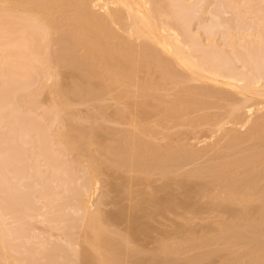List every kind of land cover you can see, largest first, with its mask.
<instances>
[{
    "label": "rangeland",
    "instance_id": "1",
    "mask_svg": "<svg viewBox=\"0 0 264 264\" xmlns=\"http://www.w3.org/2000/svg\"><path fill=\"white\" fill-rule=\"evenodd\" d=\"M218 1L219 0H202V1L201 0H181V1H178L179 3H182V4H179L178 6H180V7L182 6L183 9L185 8L184 11L181 10V12L182 11L184 12V14L182 13L181 16L184 17V19L186 20L185 26H186L187 33L190 31L189 34H191L193 36V38H191V40L195 41L196 45H198V46L201 45L200 48L205 49L208 52L207 53L206 51H203L201 49L200 52H202L203 56L207 55V57L209 56L211 58H214V57L219 55L220 51H218V54H217V50H216V53H215V49L219 48L222 53L220 52L221 57L218 56V58H223V59H226V60L229 59V61H231V58L234 59V56L231 53L232 52L231 51V49H232L231 45L233 44L231 42H235V44L238 43L240 47H242V45L244 46L245 43L250 44L251 47L255 44L256 47H255V45L253 46L255 49H253V48L250 49L249 48L250 50L253 51V53H257V55H254V56L251 53V55L253 56L252 57V61H254L255 56L257 58V59H255L257 61H254V63L250 62L249 59L248 60H249L250 63H248L247 57L246 58L244 57L245 56L244 53L246 51H248V50L244 51L243 48L245 46L242 47V49H239L240 47L238 48V46H237L238 44L237 45L233 44V45L237 49H239V50H237L234 47L235 50H236V54H237V52H239V54H244V56L243 55L241 56V59H243L242 62L245 61L249 65L252 63L251 66L253 64L257 63L256 64L257 66H255V65L252 66L253 69L256 68V71H258V69L261 68L260 71L261 72H262V70L264 71V69H263L264 68V64H263L264 61H263V59L262 60L260 59V58H263L261 56L264 55V16H263L264 11H261L262 13L261 14H257V15H255V14L256 13H260V12L259 11L257 12L256 9L252 10V11H255V13H253L251 10L250 11L252 13L250 11L248 12V8H247V11H246L245 9H246L247 6L245 7V4H246L245 2H248V0H246V1L245 0H224L225 2L223 0L222 1L220 0L219 4H218ZM8 2H9V0H0V10L3 8L1 10V12H0L1 13L0 14V37L4 36V37H2L4 40L6 39L7 35H5L2 31L5 32L6 30L7 31L9 30V33H11V32L15 33L17 31V29L19 31V28H17V26H16L17 29L15 28L14 23H15L16 20L18 22H19V20L21 21L20 18L27 15V14L22 12L24 10L23 8H22L23 10L21 8H17V9L14 10L13 9L14 7H11V6L10 7L14 11L7 13L8 9H9V8L7 9ZM171 2H172L171 0H169V1L168 0H161V3L163 4V6L165 8H169V10H171L172 5H173V2L172 3ZM254 2H255V0L253 1V3ZM227 3H229V4H227ZM10 4H12V3H10ZM255 4H256L255 6H258L259 8H262L264 10V0H258V1L256 0ZM241 5H243V6H241ZM247 5H248V3H247ZM242 8H243V10H242ZM255 8H257V7H255ZM6 9H7V11H6ZM26 13H29V11H27ZM31 13L32 12H30L29 14H31ZM37 14L36 13L32 14V16H34V19H35V16H37ZM258 15H260V16H258ZM181 16L180 17L179 16H175L173 18V20L171 18V21H173V23L181 22V20H182ZM56 18H58V14L53 19L56 20ZM38 19H39V17H38ZM38 19H35L34 21L38 22L37 21ZM42 19L43 20H41V19L40 20L44 21V17ZM24 20H26V21H24ZM28 20L29 19H25L24 18V19H22L21 22H22V24L24 22V24L26 26H27L26 23H28L29 25L27 27H29L28 28L29 30H32L33 27H34V29L38 30V31H36L35 35L37 34V32H40L39 34H40V36H42L41 37L42 38V43L41 44L46 43V41L48 39H50V38H52V40L54 38V40H55L58 37H60V38L62 36L64 37L63 31L65 29H68L67 28V25H68L67 21L64 18L65 21H64V23L62 22L64 25L60 24L61 27L53 25L54 26V28H53L54 30L53 29H52L53 31L49 30L50 33L52 32L51 34L48 33V32L43 34L44 32L41 31V29L44 27L43 22L40 23V20H39V23L41 25L38 23L39 26L38 25L36 26V24H37L36 22H35L36 24L35 23H31V22H33L32 19H30L31 21L30 20L28 21ZM182 21H184V20H182ZM68 23H70V22L68 21ZM31 25H33V26L30 28ZM40 26H42V28ZM12 27H14V29H12ZM23 27H25V26H23ZM114 28L120 34L121 37H124V35L127 34L124 31L122 32V30H120V32H121L120 33L117 30L118 28L116 29V25L114 26ZM28 29H27V31H28ZM227 31L229 32L230 35L234 33L233 35H231V38L229 37L231 39V41H228L229 38L227 36H230V35L228 34ZM230 31H231V33H230ZM41 32H43V33L41 34ZM225 32H226L227 35L225 34ZM7 33L8 32H6V34ZM28 33H30V32H28ZM124 33H126V34H124ZM242 33L244 34V37H247L246 40H244V37H243ZM17 34H14V35L18 36ZM32 34H33V31H32ZM39 34H38V36H39ZM46 34L50 35L48 37V39L43 36V35H46ZM247 34H250V35H247ZM11 35H13V33ZM21 35H22V33H21ZM26 35H27V32H26ZM9 36H10V34H9ZM9 36H8V40H9ZM24 36H25V34H24ZM233 36H234V38H233V41H232V37ZM30 38H31V40H30ZM257 38L262 39V40H260L262 42L260 43L259 39H257ZM12 39H13V37H12ZM26 39H28L27 36H26ZM32 39H39V38L38 37H34V34H33V37H29L28 40L32 41ZM239 39H241V40H239ZM4 40H2V41L0 40L1 41L0 42V46L2 45L3 48H4L3 49L2 47H0V55H1L0 56V60L2 58H6V56L9 57V55H10V58H12L13 56L16 57L21 52V50L23 48V47H21L20 43H22V42L24 43V41H26L25 38H24V39H22L23 40L22 42L18 43L20 45V47H19L20 51L17 50V51H19V52H17L15 50L19 49V48H18V46H14L16 44V43H14V40L10 41V42H12L11 44H13V45L8 43L9 47L4 45V44L7 43V41H6L7 39L5 40L6 43L3 42ZM19 40L21 41V39H19ZM39 40H36V42L37 41L39 42ZM52 40H50V41H52ZM57 40L60 41L61 39H57ZM57 40H55L54 43H52V42H50V43L55 44L54 46H57L56 45V43H58V42H56ZM134 41L136 42L137 39H134L132 41L133 44H135ZM227 41L231 43L230 46H229L230 43H227ZM240 41L241 42L243 41V43L241 44ZM250 41H253L254 44L251 45L252 42H250ZM2 42H3V44H2ZM15 42H16V40H15ZM138 42H136V44H135L136 47L135 48H137V47L140 48L141 45L144 43L142 41V44L139 43L140 46H138L139 45ZM255 42H257V43H255ZM26 43H29V42H25V44ZM28 45L30 46V44H28ZM38 45H40V42H39ZM48 45H49V43H48ZM257 45H259V47H257ZM23 46H24V44H23ZM45 46H46L47 49H49V48H50V50L52 49L51 46H49V48L47 47V45H44V47ZM198 46H196V47H198ZM246 46H247V48L250 47L249 45H246ZM5 47H7V48H5ZM31 47H32V49H30V51L33 50V47L36 48L34 45L31 46ZM58 47H60V46L58 45L57 47H54V48H56V50H57ZM8 48H9V50H11V53L8 50ZM29 48L30 47H28L27 49H29ZM200 48L198 47V49H200ZM5 49H7L9 51V53L7 51L3 52V50H5ZM36 49L38 50V48H36ZM36 49H35V51H33L34 53L37 51ZM23 50H24V48H23ZM42 50H43V48L41 50H38V51L39 52L41 51V55H43L45 53L46 56H47L46 52L50 51V50H46V52H43ZM53 50H55V49H52L51 52H53ZM235 50H233V51L235 52ZM25 51H24V53H25ZM30 51H28V52H30ZM85 51L86 50H85V48L83 46H78L76 48V53L77 54L83 55L85 53ZM252 51H250V52H252ZM31 52L29 53V55L32 56L33 52L32 53ZM39 52H36L35 54H37ZM42 52H43V54H42ZM51 52H48V53H51ZM3 53L6 54V56L3 55ZM24 53H22V55H20V56H22V58H23V54ZM239 54L237 56H239ZM27 55H28V53H27ZM39 55L40 54H38V56ZM41 55H40V59H43ZM20 56H19V59L13 57V59H11L12 60L11 62L8 61L10 58L9 59L6 58L7 62H10L9 64L7 63L6 65L10 66V64H11L12 66H15V68H14L15 71L12 70V68H11V70L14 71L15 73L14 74L11 73L10 76L8 75L9 73L8 74L6 73V75H5V71L4 70H6L8 67L7 66H6V68L3 67V65L1 64L2 63V60H1L0 66L2 65L3 69L4 68L5 69L3 70V69H1L2 67L0 68L2 73L4 72V74H0V86H1V84H2V86H5L6 84L7 85L9 84L10 87L12 88V89L11 88L10 89L14 90V91H15V89L19 90V88H20V90H19L20 95L25 94L24 96H26V93H28L30 91H31L30 95H36V93H34V94L32 93V92H34L32 90L35 89V92H37L36 88L39 85V81L40 82H42V81L44 82V84L46 86L45 87L46 89H42L41 91L39 90L37 92V95L35 97L33 96L34 98L33 97L31 98V100L32 99L36 100L35 104L33 103L34 100L31 101V103L33 105L28 102L30 100V96H29V99L24 98V96H23V99H21V100H24V99L28 100L26 102H28V104H30L31 106H29V105L27 106L25 104V100H24V105H23V103H20L21 100L19 101V99L16 98V97L19 96V93L17 94V92H16V94H17L16 97H14L15 95L13 94L14 95L13 97L16 98L19 101V102L17 101L18 104L20 103V105L17 104L19 107L16 105V107H18L17 111H19V113H17V115L20 114V112H21V115H22V112L27 114L28 116L30 115L29 117L28 116H26V117H27V119L29 118L28 120H30L29 122L31 124L32 123L31 122L32 119H34V121L37 120V119L39 120L40 118L43 119V116H45V115L42 116V114H44V111L46 112V110L54 107V106H52V104L54 102L53 100L56 98V100L58 101V99L60 100V98H61L60 96H63V95H61V93H59V91L62 90V88L66 89V86H70L68 84L71 83V81H72V79L69 76L70 73H72L71 63H70V62H72L71 61L72 57L68 56V61L67 62L65 61V63L63 65H61V66H60V63H59V65H58L59 67L56 66L57 69L58 68H60V69H58L59 71H57V72L55 71V72L57 74L59 72L60 75L62 74L61 76L55 74V72H54L55 68L54 67L53 68L50 67L51 70H50V68H49L48 71L46 70L47 72H49V71L52 72L53 71L54 74L57 75L56 77H59L60 79H62L60 81L63 82V85H64V83H65V85L67 84L66 86L64 85V87H62L61 89L59 87V86H61V83L60 84L59 83L56 84V85H58L57 86L59 88L58 89L57 87L56 88L54 87V86H56L54 83H57L59 81H56L58 78L56 79V78L51 76V75H54L53 72L50 73L51 75L49 74V76H51V77H48V78H47L48 75L46 76V72L44 73L45 75H43L42 73H41L42 76H40L41 74L39 75L41 68H39V73L35 72V74L32 73L30 75L31 71L28 72L29 66L30 67L34 66L36 68L37 65H35V64H39V63L42 64L41 61H43V60H40V62L38 60L39 63L38 62H33L36 59L35 58L36 56L35 57L34 56L33 57L29 56V57L32 58V60H31L32 62H30V60H29L30 58H26V55L24 56L25 58H23V59ZM212 56H214V57H212ZM43 57H45V55H43ZM37 58H39V57H37ZM258 58H259V60H258ZM16 59H17V61H16ZM25 59H27V61L29 60V62L24 61ZM135 60L139 61L138 62L139 63V67L135 71V74L137 76L138 84H143L144 80H146L148 82L150 81L152 83V86L150 88V92H151L150 94H154L153 97L156 98V99H152L150 101V99H151L150 98L148 100L149 101L148 103H151V104H144V106H143V104H141L142 105L141 106L139 104L140 103L139 101H141L142 98L145 97L144 92L139 90V92L137 93L136 92L137 86L133 85V84H130V82L126 81V79H124L125 81L117 82V83H114V84H109L110 83V79H108L107 77L103 78V79H99V77H96V78L93 77L92 78V77H89L87 73L86 74L81 73L83 76L84 75L85 76L84 77L82 76V80H80V85L82 84L81 86H83L84 90L88 91V89H91L90 87H92V86H89V88H88L87 87V85H88L87 81H89V84H90L91 83L90 81H92L94 79V81L97 84L96 87L98 86V83H99V86H98L99 89L97 88L98 91H96L95 94L90 95V97L88 96L87 98H84V99L82 98L81 100H80V98L78 100L75 97L76 100H74L71 103L72 104V106H71L72 109L71 110L74 113V116L72 117L73 119L71 117H69L70 119L67 118L68 119L67 120L65 118L66 115H67L65 112H61L62 115H60L61 113L58 114L59 111H61V110H59V111L57 110V109H59V106H58L57 102H54V105L56 103L58 108H55L56 107L55 106L53 109L58 111V113H56V112L55 113L59 115V121L62 120V119H60L62 117L63 121H64V123H62V124L65 127L68 125L67 123H68L69 120L71 121V124L73 126H75V127H77L76 125H78L79 128H80L81 125H82L83 132H85L84 133V137H85L84 140L87 137H89V138L93 137V135L96 134L94 132H96L97 130L101 131L99 127H101V126L104 127L103 128L104 131L102 133L105 134V136L103 134L102 135L105 138H107V139L110 138L111 140H110V142H106L104 145L99 146L98 149H99L100 152L98 151L99 155L97 157L94 156L93 151H92L93 149H95L96 144H95V147H94V145L88 143V140H89L88 138H87V140L84 141L83 144L80 145L81 148H78L77 151L76 150H72V148L71 149L69 148V150H72V152L65 151L66 149H64V151H62L63 147L66 146V145L63 146V144L64 143L66 144V142H67V141L63 142L64 139H67V137H65V136H67V133H65V135H64V134H62V131H66L67 132V130H68V132H69L70 130H69V128H64L66 130H62L61 133L59 132L63 125H61V123L58 120H56L58 118V116L55 113H54L55 117L53 116L54 115L53 112H52L53 109L50 112H52L51 114H53L52 115L53 119L54 118L55 119L52 120V121L50 120L51 122L50 121L46 122V123H48V124H46L45 123V119L47 117L46 118L44 117L45 118L44 122H42V124L43 123L45 124V128H47L46 129L47 131L43 130V131H45V133H48L46 137L44 136L45 133L42 134V131H39L42 128L41 129L38 128L39 130H35V128H36L35 127L33 131H31V130L29 131L28 130V134H26V132H27L26 130H25L26 132L24 130H21L22 127L19 128L20 129L19 130L17 128V126H16L17 125V122L15 121L16 118L13 117V116H16V115H14L13 113H12L13 114V116H12L13 119H11V116H8V114H6L8 116V118L10 117V120H8L9 123L6 122L7 121V116L5 117V115H4L6 121L3 120L4 117H1L3 119H1L0 122H2L3 124H0V125H3L4 127L3 126L0 127V163H2L7 168L9 167V169H12V170L8 169L6 171H8V172L10 171L11 173L14 172L13 174L9 173V174L12 175V178H14V179L11 178L12 179L11 180L10 179V175L8 174V172H7V174L9 176L6 175L5 168L3 169L2 167H1L2 168L1 171L3 173H1V174L5 175V177H7L8 183H10V186H12V185L14 186V184H13L14 182L16 184L15 186H17L18 185L17 183L20 182L21 186L18 185V187L19 188L20 187L23 188L25 190V193H27V191H28V194H30V193L32 194L31 197L30 196H28V197L32 198L31 204H33V205L37 204L36 208H38V211L36 212V214L34 213V216L30 215L31 212H26V213L22 212L23 214H27V215H28V213H30L29 214L30 219L26 220V221H30V222H26L27 224H25L23 222V224L25 226L27 225V227H24V229L21 230V231H25V228H26V232L24 234H26L28 238L26 237L27 238L26 241L24 239H22V241L23 242L24 241L27 242V244H29V245L32 244L31 245L32 248H34L36 250L38 249V252H41V251L43 252L45 249H46V251L50 250L51 247L53 248V246H52L53 243H54V245L57 243V246H58V243H64L67 246L68 245L67 241H66L67 240V234L69 235V231L70 230L77 229V227L75 228L74 222L76 220L74 219V217L78 218L79 221L82 219L81 218L82 216L84 218V214H85L84 213V208L82 207L83 215L81 213L82 211L79 208L78 209L74 208L75 207L74 204L76 205L75 202L77 201V200L74 201L75 200V198H74L75 195L73 194L74 197H71L72 199H70V200H68L66 198L68 195H66V197H65V193L68 194L69 190L67 192L64 189V186L67 185V184H65L66 181H64V180H67L69 177L68 176L66 177L65 174H64V176H65L64 177L63 174H61L60 172L59 173L57 172V173L61 174L63 177L59 175L60 177L57 178L58 177L57 173H55V175H57V176H54L53 174H51L54 171L51 168L50 170H52L53 172L50 173L49 168H47V167H50V166H48L47 161L48 160L51 161L52 159H50V158L46 159L45 158L46 155L42 156L39 153L41 151V149L44 147V145H43L44 143H46L45 144L46 146L48 145L47 147H49V145L51 146V143H52V148H53L52 150L53 151L50 148L51 152L48 153V156H50L49 154H52V152H53V155H55L57 153V155H55V157L53 156L54 158H56L58 155L61 156L60 152H62V158H64V159L65 158H69V159L71 158V160L72 159L74 160V158H72V157L75 156L74 154H76V156H78L80 154L79 157H81V158L79 159V162L77 160V162H78L77 163L74 160V162H76V164H78V166L76 164L74 166L72 165L73 166L72 168H74V167L76 168L75 170L73 169L74 172H73V170L71 168V173L73 172L72 174L76 175V173H77L76 176H74V175H73L74 177L72 176L73 180L75 178V181H77V182L79 181V182L77 184V182L75 183V181H73L75 183V184L73 183L74 185L73 184H68V185H71V186L72 185L73 186L80 185L79 183L83 182L82 179L84 178V176H85V179L87 178L88 172H86V171H88V168H85V167H88V164H89L88 162H90V160L92 159V156H94L98 160V162L100 163L99 164V169H98L97 174H96V179L98 181L96 185H97L98 188H96V186H95V188L97 190H95V194L92 197L93 200H92V203L90 205L91 207H89L88 210H89V213H91V214H97V212H103V211L106 212V213H110L111 215L113 214L112 216H113V219H114L115 218L114 212H115V214H117V212L121 213L125 209L124 211H125V214H127V215L123 216V213H124V211H123L120 214L121 216H123L122 218L120 216L119 220H116V219H118V214H117V217H116L115 220H111V222L107 221L108 224L106 223V225H105L106 227L108 226L107 228L112 229V230H120V231L122 230V232H126V233L128 232L127 235L132 233L131 235H133V236H131V235L130 236L133 237V238L128 236L129 238H127L126 241L124 239H122V240H124L123 243L125 244V250L122 251V254H123L122 255L123 256L122 259L125 258V261H127L126 260V257H127L129 263H131V264H136V263L137 264H152L153 262H156V260L157 261L159 260L158 261L159 263H156V264H161V262H163V264H165V262H166V264H188V261L189 262L192 261V259H190V258H193V257L195 258V256L197 258L198 256L201 257L204 254H205L204 256H206V254H208V256H206L203 260L201 259L202 262L199 260L200 263L198 261V264H261V263L264 264V257H263V260H261L263 262L258 263L256 261L257 258H254V256L251 254L252 251L250 252V250H249L250 247L247 246L244 238H241L240 236L237 237V238L232 237L233 234L232 235L230 234L229 236H228V234L227 235H224V233L221 234V231L219 230V227H218L220 225H217V224L218 223L220 224L221 222L227 221L229 217L234 218L235 215H234V213H232V211H235V210L241 211V212H242V210L244 211V209L240 205H238L237 202H234V203L231 202L232 204L231 203H227V205L229 204L228 206H231L230 209H229L230 212L229 211L227 212V211H224V210H223V212L220 211V210L219 211H217V210L215 211V209H212L213 207H211V199H212L211 195L215 196L214 194L217 195V194H220L219 192L223 191L221 180H218L216 177L210 176V174H206V176L203 175L204 178H202V177H198L197 178V176L194 177V176L190 175V171L193 172V171L196 170V168H199V169L200 168H205V167H207L210 164H212V166H214L215 164L216 165H224V164H226V162H228V161H230L232 159L240 157L244 153V151L248 147H249L248 149H250V147H252L253 144H254V147L255 146L257 147L260 144V142H259L260 140L257 137L256 138H251L250 140H247V142L244 141V143H241V144L238 143L239 145H237V147L234 146L232 148V150L231 149L228 150V148H226V146L222 145V144H227V143H224V142H227V139L229 138V135H227V134L229 132L231 133L232 131L233 132L236 131L237 134H239L240 132H242V134L244 132L246 133V131L248 130V127L251 124L246 126V127H241L240 124H238V123L235 124L234 122H231L233 119L231 120L230 117L229 118L227 117V112H228V110L230 108L229 107L230 103L227 104V101L223 100V99L222 100H217V99H214V98H207V102L205 103L204 106H201L199 104H194V105H190L188 107L179 106V107H177V109H173V110L167 108V106H166L167 103L166 102H168L171 99H176V96H178L176 94H177V92H178V94H179V92H181L180 88H181L182 85L184 86L185 81H186V83H185L186 85L185 86H187L190 83L191 87L195 86L196 88L201 86L202 84L204 85V83L198 82V81H195V80H188V81H187V79L183 80V77L184 76L186 77V75H187L186 78H188V73H186V71L184 69H181L180 67H179L180 68L179 71L180 72L182 71L181 75L185 74V73H186V75H184L183 77L181 76L182 78L181 77H179V78L177 77L178 80H176V82H175V79H171V78L169 79V81L166 80V82H164L161 79L160 73L157 71L156 68H154L155 65H154V67H152L153 65L152 66H150V65L146 66L145 63H143V62H141L139 60V57L138 58L136 57ZM3 61H4V59H3ZM23 61L25 62L24 65L26 63L27 64L30 63V64L26 65L25 68H20V67L23 66V65L21 66V64H22L21 62H23ZM234 61H235L234 64L236 65V66L233 67L234 70H236L237 72H239V71H241V72L248 71L246 68H244L243 69L244 71H242L241 66H242L243 63L241 62V60H240V62H238V61L236 62V60H234ZM262 61H263V63H262ZM87 62H90V60L89 61L87 60ZM4 63H6V62H4ZM33 63H35V64H33ZM44 64L45 63H43L42 65H44ZM260 64H261L262 67H260ZM54 65H52V66H54ZM176 66L177 65L175 64V67ZM238 66H240V67H238ZM43 67H45V66H43ZM97 67H96V69L98 71L97 73H99V72L101 73L103 68L100 67V66H99V68H97ZM252 67H251V70H252ZM179 68H175V69H177V72H178ZM249 68H250V66H249ZM8 69L10 70V68H8ZM100 69H101V71H100ZM32 70H34V69H32ZM37 70H35V71H37ZM1 71H0V73H1ZM41 71H42V69H41ZM256 71L255 72L252 71V72L255 74ZM260 71H259V73H260ZM27 72L29 73L30 76H28ZM180 72H178V73H180ZM256 74H258V73H256ZM86 75H87V78H86ZM44 76H46V78ZM42 78H44V79H42ZM90 78H92V79H90ZM189 79H191V78H189ZM170 80H172V81H170ZM180 80L181 81L183 80L184 83H182ZM263 83H264V78H263ZM40 85H42V84H40ZM50 85H51V88H52V92H50V93H52L54 95H51L49 93V91H48L49 88H47V87H50ZM43 86L44 85H42L41 87H43ZM5 87H7V86H5ZM1 88L2 87H0V89ZM38 88H40V87H38ZM4 89L1 90L2 93L4 92ZM222 89H225V88H222ZM1 91H0V93H1ZM57 92L60 94V96H59V94H57ZM227 92H228V90H227ZM6 93H7V91H6ZM55 94H56V96H55ZM142 95L144 97H141ZM232 95H235V93L232 94ZM52 96L55 97V98H53ZM179 96H181V95H179ZM183 96H185V95H183ZM26 97H28V94H27ZM237 97L236 98L238 100H239V98H240V100H241V98H242V100L244 99L243 96L240 97L239 94L237 95ZM259 97H261V96L254 97L255 98V99L253 98L254 101H257L258 99H260ZM20 98H21V96H20ZM8 99H10V98H8ZM61 99H62L61 100V102H62L64 99L63 98H61ZM183 99H185V98H183ZM261 99H263V98H261ZM10 100L13 103L14 99H10ZM11 101H9V102H11ZM224 101H226V102H224ZM251 101L249 103H251ZM254 101H253V103H254ZM14 102H16V101L14 100ZM58 102H60V101H58ZM137 102H139V103L136 104ZM3 103L7 104V100H6V103L5 102H3ZM16 103H13V105H11L9 103L7 106L11 105L10 107H13L14 104H16ZM7 106H6V108H7ZM29 107H31V108L29 109ZM96 107H99L100 111L102 110L100 112L101 114L97 115L95 120L94 119L92 120L91 118L89 119V117H88L89 114L92 113L93 111H95ZM4 110H5V108H4ZM4 110L2 112L3 114L6 112V110L5 111ZM12 110L16 111V109H12ZM244 110L245 109H243V111ZM10 111H11V108H10ZM10 111H9V114H11ZM263 111H264V109H263ZM263 111H259V112L256 111V114L260 113L259 115H261V114L263 115L264 114ZM49 113L48 114L46 113L47 114L46 116H48ZM3 114H2V116H3ZM239 114H240V112H239ZM63 115H65V116H63ZM243 115H245V114L243 113ZM255 115H253V118L254 117H256V118L259 117V115L258 116L257 115L255 116ZM56 116H57V118H56ZM205 116L206 117L209 116L208 118L213 117L212 119L213 120H217V121H212L211 118H210L209 119L210 121H205L204 122L203 119L205 118ZM224 116L227 117V119H225ZM48 117H50V116H48ZM221 118L225 119V121L221 120L222 122L225 123V124L223 123L225 126L223 124H222L223 125L222 126L220 123L218 124L219 119H221ZM256 118H254L253 121L256 120ZM49 119H51V117ZM16 120H18V119H16ZM22 120H23V118H22ZM228 121H230V122H228ZM20 122H18V124ZM65 122H67V123L65 124ZM72 122H74V123H72ZM27 124H28V122H27ZM38 124H40V122ZM214 124L215 125L217 124V128H215L216 126ZM33 125H32V127H33ZM95 125L97 126V129H96ZM35 126H36V124H35ZM38 126L39 125H37V127ZM237 126H238V128H237ZM19 127H20V125H19ZM28 127L30 129V125ZM211 127H212V129H211ZM216 129H217V131L219 130V132H217ZM99 131H97V132H99ZM57 132H59L60 135L57 134ZM127 132L134 133L138 138L144 140L145 142L146 141L149 142L154 147L172 145V146H174L176 148H179L180 146H182V148H183V146L184 147L187 146L191 150H196V151L198 150V151L204 152V155L201 153L198 157L195 156V158L182 159L181 161H179V163H175L176 165L173 167V170H170L171 171L170 174L168 173L167 175H163V173L160 170H156L155 171V169H154V171H152L151 174L149 173L150 178L146 179V180H148V179L150 180L148 183L146 181L145 182L146 184L145 183L139 184V183H137L138 181H135L134 184L137 183L139 185L136 186V187H131L133 182L130 183L131 185L128 184V182H131L132 178H136L134 180H139V178L140 177L143 178V176L146 173L144 171H141V170H143L142 169L143 166L141 167V170H139L138 168H140V166L139 165L137 166L136 164H133V163H132L133 167L127 166L129 164H127V165L125 164L123 166L116 165L117 162L122 158L121 150H117L118 146L121 145V141L119 140V137L123 133L127 134ZM9 133H10V136L14 137V140L13 139L10 140V138H11L10 136H9L10 138H8ZM86 133H87V137H86ZM212 133H214V134L212 135ZM108 134H110V135H108ZM207 134H209V135H207ZM42 135L45 137V139H42ZM203 135H204V137L206 135V137L204 138ZM210 135H212L214 138L212 136H210ZM62 136H63V138H62ZM223 136H225V137L228 136V138L227 137L225 138ZM59 137L61 138V140L59 139ZM96 137H97V134L93 138H96ZM98 137H99V134H98ZM98 137H97V139H95L96 141L98 140ZM200 137H202V138L198 139ZM221 137H223L224 140ZM58 139H59V142L62 141L63 144H60L61 142L60 143L58 142L56 144V141ZM91 140H92V138H91ZM91 140H89V142ZM203 140H205V142ZM118 141H120V142H118ZM92 142H93V140H92ZM111 142H112V144H114L116 146V148L113 151L112 155H110L111 159H113L114 161H117L115 163V165H116L115 167L114 166L113 167L110 166L109 161H107V158L109 157V155L106 152V147L109 146V144ZM66 148L68 149V146ZM151 148H153V147H151ZM225 149H227V150H225ZM38 150H40V151L38 152ZM54 150H59L60 152H56V151L54 152ZM78 150L80 152H78ZM45 152H46V150H45ZM39 154H40V157H39ZM147 154H150V153H147ZM149 156L151 157V155H149ZM88 158H91V159H89V161H88ZM59 159L61 160V158H59ZM66 161H64V163ZM80 161H81V163H80ZM11 162L13 163V165H15V163L18 164V162L19 163L21 162V165L23 166V168H20L19 166L18 167L21 169L20 172H23V173H19V168L16 165L15 166H16L17 171H15V168H14V166H12ZM60 162L62 163V161H60ZM50 163L51 162H49V164ZM111 163L114 164L113 161ZM56 164H58V162ZM36 166L39 167V170H38V168ZM65 166L66 165H64L63 168H65ZM12 167L14 168V170H13ZM255 167H256V169H254V172H253V174L255 176H257V174L259 172L263 173L262 171L264 170V163L259 164V166L256 165ZM57 168H59V167H56V169ZM45 169H48L49 171L46 172V171H44ZM85 169H87V170H85ZM61 170H64V169L61 168ZM69 170H70V167H69L68 171ZM40 171H41V174L44 175L43 177H40V176H42V175H40ZM66 171L67 170L62 171V172H66ZM245 171H246L245 167L237 166V167H234L233 169H230L229 171H227V173L224 174V177L226 175V177L229 178L228 180L236 181V185H237V181L240 182L241 179H243L242 177H244V173H246ZM16 172H18L19 176L18 175L17 176L19 178H16V175H14V174H16ZM45 172H46V175H45ZM48 174H49V177H47ZM252 175H250V176H252ZM186 176H187V178H184ZM261 176H262V174H261ZM55 177H56V180H55ZM44 178L45 179L46 178H51V180L47 179L49 181L46 180V182H45ZM77 178L79 180H76ZM144 178H145V176H144ZM188 178L190 179L189 181L192 182V183H193V181H195V182L197 181V183H200L202 181L210 182L209 183V190L207 191V193L205 195L203 194L202 196H201V194L200 195L198 194L197 198H199V199H197V198L195 199V200L198 201L197 202L198 206H196L198 208V211H197L196 207H195L196 209L193 208V210H190L191 208L187 209V207H184L181 203L178 202L179 204L175 203L173 205V207H171L170 210H167L168 212L165 211L162 214L161 213H155L156 210L158 211V205L153 203V202H150V198L153 197V198L156 199L155 196H159V197H157V199L158 198L162 199V198L168 197L170 194H172V196L176 197L177 200L183 199L186 196V195H184L186 189L182 188L183 186H181V185H180L181 187H179L178 184L180 182L179 180L184 179V180H181V182H185L186 179H188ZM59 179H61V181ZM261 179H263V180H261ZM261 179H260V182L262 181L263 182L262 184H264V177H262ZM58 181L63 183V188L60 187V186H62V183H60L59 187H57L58 183H59ZM67 181H71V180L68 179ZM168 181L172 182L170 184L172 186V188H171L170 185H168V183H169ZM2 182L4 184V181H2ZM41 182H43V185H44V183H46L45 187L48 186V185H49L48 188L52 187V189H51L52 193H53V191L57 192V190H58V192H60V191L64 192V190L66 191V192H64V197L67 199V201H65V198H63V199L61 198V197H63L62 196L63 193L62 194L61 193L60 194L56 193V194H58V197H59L58 199L59 200H64L66 202L65 203L64 201L63 202L61 201L62 204L66 205L68 201L69 202H71V201L74 202V204H72V205H70V203L68 204L69 208L68 207L67 208H63L65 210L61 209L62 210L61 212L62 213L64 212L63 214H61L62 216L60 214L57 215V213H61V212H58V210H56V209L57 208L59 209L62 206V205H59V203L61 204V202H59L58 203L59 206L56 208V205H57L56 202L59 201V200H56L57 196H56V199L53 198V199H55L56 202L54 200H51L52 199L51 197H50L51 199L49 197H46V198L42 197L41 199H39V197L42 194V192H44V191L39 190V189H41V188L45 189V190L48 189L47 187L44 188L43 185L41 186V184H42ZM186 182H188V181H186ZM239 182H238V184H239ZM21 183H23V184H21ZM175 183H176V185H175ZM6 184H7L6 182L4 184L5 186L1 184V186H2L1 188H2L3 192L6 189H8V187H9V186L6 187ZM24 184H25V187H30V188L29 189L26 188L27 189L26 190L25 187H23ZM28 184H29V186H28ZM123 185H124V188H123ZM3 186H4V189L6 187L5 190L3 189ZM32 186H34V187L31 188ZM120 186H121V188H120ZM125 187H127V190L129 189L128 193L124 191ZM19 188L18 189L16 188L17 191L19 190ZM69 188H70V186H69ZM71 188H73V187H71ZM49 189H48V191L46 193V194H48V196L51 195L50 194L51 192L48 193L50 191ZM24 190L22 192H24ZM141 190L142 191L144 190L143 191L144 194L143 193L140 194ZM36 192H38V194H40L38 197H34V195L37 194ZM134 192H135V195L133 196L132 194ZM4 193L7 194V192H4ZM167 193H169V194H167ZM6 194H4V196H6ZM8 194H10V193H8ZM70 194L72 195L71 192L69 193V195ZM138 194H140V195H138ZM221 194H224V193L221 192ZM42 196H45V193H44V195L42 194ZM52 196H53V194H52ZM195 196L193 198H195ZM210 196H211V198H210ZM132 197L133 198L135 197V199H133ZM252 197H254V199H255V197H257V196H252ZM252 197H250L249 199H253ZM29 198H27L28 201H29ZM47 198H49L50 201H48ZM34 199H35V201H34ZM43 199L47 200L46 201L47 203L45 201H43ZM139 199L142 202L144 201L145 203L143 202L141 204ZM254 199L253 200H249V201L252 202L250 204H252L253 207L258 205L257 203L260 204V202H257L258 199H256V200H254ZM134 200L139 201V203L141 204L139 206H140V208L142 207L143 209L139 208V210H138L139 206L137 205L138 207H136V204H138V202H136ZM33 201H34V203H33ZM50 202H53V203H51V205H50ZM77 202L81 205L80 200L77 201ZM135 202H136V204H135ZM253 202H255L256 204L253 203ZM46 204H47L48 207H46ZM53 204L55 205V207H54ZM208 204H210V205H208ZM130 205H131L133 210H130L129 213L134 214L136 212V214H138V216H140L139 214H141L142 216L143 215L146 216V214H147L146 217H144V216L141 217L140 216L141 218H144V220L140 219V224L139 223H137L139 225L135 224V226H137L138 228L134 227L131 223H129L130 221L132 223L135 222V221H132V219L130 221L127 220V219H130V218H128V212H127V210L131 208ZM153 205H155L157 208H154L155 206H153ZM180 205L183 206V207H181ZM66 206H64V207H66ZM72 206H73V208H72ZM12 207H13L12 209H14V211H15L16 208H18V207H16V205H15L16 208L14 206H12ZM128 207H130V208H128ZM119 208L120 209L122 208L123 210H120ZM34 209H35V207H34ZM53 210H54L55 213L57 212L56 215L59 216V220L57 222L55 220H52V218H51V217H53L52 214L55 215L54 212L51 213ZM88 210H87L86 213H88ZM185 210H186V212H185ZM6 211L7 210H5L4 212H6ZM32 211H34V210L32 209ZM145 211L147 212L146 214L144 213ZM245 211H247V210H245ZM245 211L243 213L246 214L247 212H245ZM66 213L69 214V215H67ZM153 213H154V215H153ZM230 213L233 214L234 216L233 215L230 216ZM235 213H236V211H235ZM243 213H241L238 216L240 219L236 217L234 223L238 222V223H236V224H238L237 228H239V227L242 228L243 227L245 230H247V233H248L249 229L246 226L247 223H246V219L244 220V218H247L245 216H249V214L248 215L244 214L242 216ZM18 214L17 213L16 214L15 213L14 214H12V213L9 214V212H8V215L6 214L7 218H5L6 215L4 216V218L6 219L5 221L10 226V229L13 228V227L16 229L19 226H21L23 228L24 225H22V223H21L22 216L19 215V217L21 216V218H19V217H17ZM64 214H66V216ZM74 214H76L77 216H75ZM131 214H129V216H131ZM149 214H152L154 218L152 217V215L150 216ZM70 215L73 217V219L75 221L72 220V218H70L69 219L70 222H69V220L67 218L71 217ZM79 215H82V216H79ZM60 216H61V219H60ZM26 218H28V217H25V219ZM19 219H21V221H18ZM49 219H51V220H49ZM145 219H147L146 220L147 223L145 222ZM233 220L234 219H231V221H233ZM72 221H74V222H72ZM81 221L79 223L82 225L84 222L82 223ZM83 221H84V219H83ZM142 221H144L146 224L145 223L142 224ZM229 221H230V218H229ZM71 222H72L71 226H73V227L69 230L70 227L66 228V226L67 225L70 226ZM77 222H78V220L76 221V223ZM136 222H138V221H136ZM28 224H30V225H28ZM80 224H79V226H80ZM31 225H33V227H34L33 229L30 228ZM140 227H142V230L139 229ZM27 228H28V230L30 228V230L28 231ZM128 228H130V229L128 230ZM135 228H136V232H134ZM19 229H21V228L19 227ZM78 229H79V227H78ZM78 229L75 230L74 232L72 231L73 235H71V236H72V242L74 244L72 242H70V243H72V245L75 247V249L78 247L77 249L81 248L82 250H86L87 251V252L85 251V254H83L84 252L80 253V251L76 250L77 252H79L80 255L81 254L86 255V256L81 255V257H80V255H78V257L80 259L82 258V260L79 259L80 262H82V261H84V262L80 263L79 261H77V258H76L77 255H76V257L74 256L75 255L74 251H73L74 255L72 254V249H74L72 245H71L72 246L71 250L70 249H66V247L64 248L65 250H70L71 251V252L70 251L69 252L67 251V252L69 253V255L70 254L73 255L72 257L74 258V260H73V258H71V259L75 262L74 264H84L86 262V258L87 257H89V258L91 257L90 258V260H91L90 262L91 263L89 262V264H103V261L105 260L104 252H103L102 255L100 254L101 252L100 253L96 252L94 246L92 245V243L91 242H89V243L85 242V237H82L84 235L81 232L82 227L79 229L80 231H78ZM11 231L15 232V230H12V229H11ZM19 232H20V230L18 232H16V233H18V235H19ZM27 232L29 234H27ZM134 233H136V234L134 235ZM30 234L32 236H29ZM70 234H71V232H70ZM16 235L17 234H15L13 237H17ZM22 236H24V235H22ZM226 237L229 240H227ZM19 238H20V241H21V237H18L17 239H19ZM22 238H25V237H22ZM75 239H77V240L75 241ZM22 241H21V243H22ZM68 241H69V236H68ZM35 242H36V245L34 244ZM127 242H129L130 245ZM16 243L17 242L15 241V244ZM164 243L166 244L167 247H169L170 251H168L169 249L168 250L166 249V251L164 252V249L162 250V247L160 248V246H164L165 245ZM59 245L61 247L62 244H59ZM126 245H128V246H126ZM132 245H135V246L137 245L136 247L133 246L134 247V254L131 252V255H130V251H129V255L126 254V253H128V250H133ZM18 247H22V246L18 245ZM54 247H56V246H54ZM23 248H27V246L23 247ZM29 248H31V247H29ZM32 248H31V250H33ZM126 248H129V249H126ZM21 250L22 251L19 250L20 253L18 252V256H22V255H19V254H23L24 257H26V256L28 257V255L25 256L24 254H28L27 252L29 251V249H28V251H26L27 249H22L21 248ZM23 250H25V252ZM36 250L34 252H36ZM147 250L149 251V254L151 253L150 255L148 254ZM135 251L137 252V254H135L136 253ZM140 251L144 255L143 254L141 255V253L138 254ZM88 252L91 253L90 256L87 254ZM153 252H154V255L156 254L155 256L152 255ZM169 252H170V254H169ZM61 254H59L60 255L59 257H62ZM261 254L262 253H259V255H261ZM263 254H264V251H263ZM71 255H70V257H71ZM124 255L126 257H124ZM145 255H147V256H145ZM37 256H41V255H38V253H37ZM82 256L85 257V258L83 259ZM130 256H133L134 258L130 257ZM151 256H153V257H151ZM103 257H104V260H103ZM129 257L132 258L133 260L134 259L135 260L133 261L131 259L132 260V262H131V260H129L130 259ZM150 257H151V259H150ZM71 259L68 260L69 263L68 262L66 263V261H65V263L66 264H72L73 261H71ZM75 259H76V261H75ZM58 260H62V259L59 258ZM163 260H165V261H163ZM23 261H24V259H23ZM88 261H89V259H88ZM88 261H87L86 264H88ZM60 262H63V260L60 261ZM33 264H35V263H33ZM113 264H115V263H113Z\"/></svg>",
    "mask_w": 264,
    "mask_h": 264
},
{
    "label": "bare ground",
    "instance_id": "2",
    "mask_svg": "<svg viewBox=\"0 0 264 264\" xmlns=\"http://www.w3.org/2000/svg\"><path fill=\"white\" fill-rule=\"evenodd\" d=\"M171 1L173 2V5H172L171 10H169V8H165L163 6V4L161 3V0H12V1L9 0V2L7 4L8 6L7 5L6 6H7V9L9 8L10 10L8 9V11H7V9H6L7 13L8 12H12V11H14L17 8H21V9L23 8L24 10L22 9L23 10L22 12L25 13V14H27L26 15L27 17L26 16L21 17L20 18L21 21H22V19L25 18V19H29V20L32 19L33 22H31V23H35L36 21H34V20L35 19H38V17H39V19L37 20L38 22H36L37 24L36 23L35 24H36V26L37 25L39 26V24L43 22V25H44L43 28L44 29L42 28L43 25L40 26V27L42 28L41 31H43L44 33L41 32V34L42 33L45 34L46 32L50 33L49 30H52L54 28V26H60L61 27L60 24L64 25L63 24L64 21L65 20L67 21V24H68L67 25V28L68 29H65L64 30L65 32L63 31L64 37L62 35H61L62 36L61 38L58 37L57 39H61L60 41H58L57 39H55V40H57L56 42H58V43H56V45L57 46L58 45L60 46V47L57 48V50H56V48H54V47H57V46H54L55 44H52V43L55 42L54 38H53L54 41L52 40V38L48 39V37L50 36V35H47L48 33L46 35H43V36L46 37L49 41L48 40L46 41L47 44L46 43L41 44L42 43V38H41L42 36H40V34H39L40 32H37V34L35 35L36 31H38V30L34 29V27L32 28V30H29L28 29L29 27H27L29 24L26 23L27 24V26H26L24 24V22L22 24V22L20 20H19V22L16 20L15 23H14L15 28H16V26H17V28H19V31L16 28L17 29L16 32L18 34L16 32L15 33L14 32L9 33V30L8 31L6 30L5 32L2 31L5 35H7L6 36V39L7 40L5 39L7 41V43L2 38L4 36L0 37V40L1 41L4 40L3 42L6 43L4 45H6L8 47H9V44L8 43L11 44L12 42H10V41H13V40H14V43H16L14 46H18V48H19L20 45H21V47H23L24 50L22 48V50L20 52L21 54L20 53L18 54L19 56L22 55V53H24V51L28 47H30L29 49L26 50L27 52L25 51L26 54L25 53L23 54V58H25L24 56L26 55V58H30L29 60H30V62H32L31 61L32 60L31 57H33V56L35 57L36 56L35 57L36 59L34 58L35 60L33 62H38V60L40 62V60H43V61H41V63L42 64L45 63L44 65L40 64L39 62L38 63L40 65L33 63V64L37 65L36 68L34 66L33 67L32 66L31 67L29 66L28 72L31 71L30 72V75L32 73L35 74V72L36 73H39V68H41L42 71L40 69L39 75L41 73L43 75H45L44 73L46 72V76L48 75L47 78L48 77H51V76L54 77V78H56V79L58 78L59 80L57 79L56 81H59V82L54 83V84L56 85L58 83L59 84L61 83V86H59L60 89L62 87H64L65 83L63 85V82L60 81L62 79H60L59 77H56L57 75H59V76L62 75V74L60 75L59 72H58V74L56 73L57 71H59L58 69H60V68L57 69V67H59L58 66L59 63H60V66H61V65H63L65 63V61L67 62L68 61V56H71L72 57L71 58L72 59L71 60L72 62H70V63H71L72 73H70L69 76L72 79V81L70 80L72 84L69 83L68 85H70V86H66L67 85L66 84L65 85L66 86V89L62 88V90L59 91V93H61V95H63V96H60V94L57 92V94H59V96L64 99L62 102H61V100H62L61 98H60V100L58 99V101H60V102H58L56 100V98L52 96L53 98H55L53 101L54 102H57V104L59 106V109H57V110L58 111L61 110V111H59V113H58L57 110L53 109L55 106H56L55 108H58L57 107V104L55 103V105H54V102H53L52 106H54V107L46 110V112L44 111V114H42V116L45 115V116H43V119L40 118L39 120L37 119L35 121H34V119H32L31 120V122H32L31 124L29 122L30 120H28L29 118L27 119V117H26V116H28L27 114H25V113L22 112V115H21V112H20V114H18L19 116L17 115V113H19V111H17L18 110V107H19L18 105H20V103H23V105H24V100H25V104L27 106L28 105L31 106L30 104H32L31 101H33V100L35 101V102L33 101V103L35 104L36 103V100L35 99H32L31 100V98L33 96L35 97L37 95V92L39 90L41 91L42 89H46L45 88L46 86H45L44 82L42 81L43 82L42 83V82L39 81L38 87H40L41 89L37 87L36 88L37 89L36 90L37 92H35V89L32 90V91H34L32 93L33 94L36 93V95H30V92L31 91L28 92V93H26V96L28 94V97L24 96L25 94L20 95V93H19L20 88H19V90L15 89V91H14V90H11L12 88L10 87L9 84L8 85L7 84L5 85L7 87L2 86V84H1L0 87H2V88L0 89V91L3 90L4 88L5 89H4V92L3 93H2V91L0 93V120L3 119L1 117H4V115L6 117L7 116L6 114H8V116H11V119H13V117L16 118V119H18V120L20 119L19 121L15 119V121L17 122V125L16 126H17L18 129L22 127L21 130H24V131L26 130L27 131V132L25 131L26 134H28V130L29 131L30 130L33 131L35 127H36L35 130H39V129L42 128L39 131H42V134H44L45 131H47L46 130L47 128H45V124L43 123L44 124L43 125L42 122H44V119L46 117L48 119L47 118L45 119V123L48 122V121H50V120L51 121L54 120L55 118L53 119V116L55 117V114L56 113L60 114L61 112H65L67 114L66 115L64 113L66 115V117H65L66 119L67 118L70 119L69 117L72 118L74 116V113L71 110L72 109V107H71L72 104L71 103L74 100H76V99L79 100V98L81 100L82 98L84 99V98H87L88 96L90 97V95L95 94L96 91H98V89H99L98 88L99 83H98V86L96 87L97 84H96V82L93 79L92 81H90L92 84L91 83L89 84V81H87L88 82L87 87L88 88H89V86H92V87H90L91 89H88L87 88L88 91H85L84 88H83V86H81L82 84L80 85V80H82V76H83L81 73H84V74L87 73L88 76L89 77H92V78L93 77L94 78L99 77V79H103V78H106L107 77L108 79H110V83L109 84H114V83H117V82L125 81L124 79H126V81L130 82V84H133V85H136L137 86V89H136V92L137 93L139 92V90L144 92L145 97L143 95L141 97H144L145 99L142 98V100L143 99L144 100L143 101L141 100L142 102L139 101L140 103L137 102L136 104H138V103L140 105L143 104V106H144V104H151V103H148L149 102L148 100L150 98H151L150 101L152 99H156V98L153 97L154 94H150L151 93L150 92V88L152 86V83L150 81L148 82V81L144 80L143 84H138V82H137V76L135 74V71L139 67V63H138L139 61H136L135 60L136 57L137 58L139 57V60L141 62L145 63L146 66H149V65L152 66L153 65L152 67H154V65H155L154 68H156L157 71L160 73L161 79L164 82H166V80L169 81L170 78L171 79H175V82H176V80H178L177 77L178 78L181 77V76L183 77L184 75H186V73H188V78H186L187 77V75H186V77L184 76L185 78L183 77V80H185V79H187V81L188 80H195V81L204 83V85L202 84L201 86H199V87L196 88L195 86L191 87L190 86L191 84L189 83L188 84L189 86L188 85L185 86L186 85L185 84L186 81L184 83L183 80L182 81L180 80L182 83H184V86L183 85L181 86L182 89L180 88L181 92H179V94L177 92L176 95H178V96H176V99H171L168 102H166L167 103V105H166L167 108L173 110V109H177V107H179V106L188 107V106L194 105V104H199L201 106H204L205 103L207 102V98H214V99H217V100H222V99L223 100H226L227 101V104L230 103V106H229L230 108L228 107L229 110L227 109L228 110L227 117L228 118L230 117L231 120L233 119L231 122H234L235 124L238 123V124L241 125V127H246V126H248L250 124L251 125L248 127V130L246 131V133L244 132L243 134H242V132H240V133L238 132L239 134H237L236 131H235L236 133L233 132V131H232L233 133L232 132L231 133L230 132L229 133L227 132L228 133L227 135H229V138H228V136H226L228 139H227V142H224V143H227V144H222V145L223 146H226V148H228V150L229 149L232 150V148L234 146L237 147V145H239L241 143H244V141L247 142V140H250L251 138H256L257 137L260 140L259 141L257 139L260 142V144L257 147L256 146L254 147V144H253V146L250 147V149H248L249 148L248 147L240 157L235 158V159H232V160L226 162V164H224V165H216V164L214 165L213 164L214 166H212V164H210V165H208L205 168H200V169L199 168H196L195 171H193V172L190 171V175L191 176H194V177L197 176V178L198 177L204 178L203 175L206 176V174H210V176L216 177L218 180H221V182H222V188H223V191H221V192L224 193V194H221V192H219L220 194H217V195L214 194L215 196L211 195L212 196V199H211V207H213L212 209H215V211L216 210L217 211L220 210V211L223 212V210H224V211H227V212L229 211L230 212L229 209H230L231 206H228L229 204L227 205V203H231V202L232 203L237 202V204L240 205L244 209V211L247 210V211H245V212H247L246 214L243 213L244 212L243 210H242V212L235 210L236 213H235V211H232V213H234V215H235L234 218L229 217L230 218V221H229V218H228L227 221L221 222L220 224L218 223L217 225H220L218 227H219V230L221 231V234L222 233H224V235H227L228 234V236L230 234L231 235L233 234L232 237L237 238V237L240 236L241 238H244L247 246L250 247L249 248L250 252L252 251L251 254L254 256V258H257L256 261L258 263H261V262H263L261 260H263V257H264L263 256L264 255L263 254V251H264V184H262L263 183L262 181L260 182V179L262 177H264V170L262 171L263 173L259 172L257 174V176H255L253 174V172H254V169H256V167H255L256 165L259 166V164L264 163V116H263L264 114L263 115L262 114L259 115L260 113L259 114H256V111L259 112V111H263V109H264V83H263V78H264V73L263 72L264 71L262 70V72H261L260 71L261 68L258 69V71H256V68L253 69L252 66L253 65L257 66L256 65L257 63L256 64H253L251 66V64L254 63V61H257V60H255V59H257L256 56H255V59L253 58L254 61H252V57L254 55H257V53H253V51L250 50L252 48L255 49L253 47L255 44L253 43V41H250V42H252L251 45L254 44L252 47L250 46V44H247V43H245V45H244L245 47L242 45V47H244L243 48L244 51L248 50V51H246L244 53L245 56H244V54H239V52H237V54H236V50H235L236 47L233 45V44H235V42H231V43H233L232 45H231L230 42H228V41H231V39H230L231 38V35H233L234 33L230 35L229 32L227 31L228 34L230 35V36H227L228 38L230 37L229 38L230 40L228 39L227 43H230L229 46L231 45L232 49L235 47L233 49V50H235V52L231 49V51H232L231 53L234 56V59L231 58V61H229V59L226 60V59H223V58H218V56L221 57V55H220L221 50L218 47L217 48L219 50L214 48L215 49V53H216V50H217V54H218V51H220L218 56H216V57L212 56L214 58H211L209 56L207 57V55H204L203 56L202 52H200V50L202 49V48H200L201 45L199 44L200 46H198V45L195 44V41H192L191 40V38H193V36L191 34H189L190 31L187 33L186 26H185L186 20L184 19V17L181 16L182 13L184 14L183 11H184L185 8L183 9L182 6L181 7L178 6L179 4H182V3H179L178 2V1H181V0H171ZM219 1H218V4H219ZM253 1L254 0H248V2H245L246 4L243 2L245 4V7L247 6L245 10L247 11V8H248V12H249L250 10L252 11V10H255L256 9V11L257 12L259 11L260 13H256L255 15L261 14L262 13L261 11H264V10L262 8H259L258 6H255L256 5L255 4L256 3V0H255L254 3H253ZM10 3H12V4H10ZM247 3H248V5H247ZM227 4H229V3H227ZM10 6L11 7H14L13 8L14 10H12V8ZM241 6H243V5H241ZM254 6L257 7V8H255ZM1 10H0V12H1ZM26 10L29 11V13L30 12H32V13L31 14L26 13L27 12ZM181 10H183V11L181 12ZM242 10H243V8H242ZM252 12L255 13V11H252ZM33 13H36V14L38 13L37 16H35V19H34V16H32ZM57 14H58V18H56V20L53 19ZM175 16H179V17L181 16L182 17V20H184V21L181 20V22L173 23V21H171V18L173 20V18ZM258 16H260V15H258ZM263 16H264V13H263ZM43 17H44V21H41V20H43L42 19ZM64 18H65V20H64ZM39 20H40V23H39ZM24 21H26V20H24ZM68 21L70 23H68ZM115 25H116V29L118 28L117 30L119 32H120V30H122V32L124 31L127 34L124 33L126 35H124V37H121L120 34L115 30V28H114ZM23 26H25L28 29V31ZM32 26L33 25H31L30 28ZM12 29H14V27H12ZM25 31L27 32V35H26V32ZM32 31H33L34 37H38L40 40L39 39H32V41H30L31 38H30V40H28L29 37H33ZM6 32H8V33L6 34ZM28 32H30V33H28ZM12 33H13V35H11ZM21 33H22V35H21ZM230 33H231V31H230ZM9 34H10V36H9ZM14 34H17L19 37L16 36V35H14ZM24 34H25V36H24ZM38 34H39V36H38ZM225 34H226V32H225ZM247 35H250V34H247ZM8 36H9V40H8ZM26 36H27L28 39H26ZM12 37H13V39H12ZM243 37H244V34H243ZM24 38H25L26 41H24V43H23L22 42L23 41L22 39H24ZM233 38H234V36L232 37V41H233ZM19 39H21V41ZM132 39L133 40L134 39H137L136 42L139 41L138 44L139 43L142 44V41L144 42L141 45V47H140L141 49L138 48V47H137L138 49L135 48L136 47L135 46L136 42L134 41L135 44H133L132 43V41H133ZM246 39H247V37H244V40H246ZM257 39H259V38H257ZM15 40H16V42H15ZM36 40H39L40 45H38L39 42L38 41L36 42ZM50 40H52V41H50ZM239 40H241V39H239ZM260 40H262V39H259V41ZM3 42H2V44H3ZM20 42H22V43H20ZM25 42H29V43H26L25 44ZM50 42H52V43H50ZM261 42L262 41H260V43ZM18 43H20V45ZM48 43H49V45H48ZM242 43H243V41L241 42V44ZM255 43H257V42H255ZM23 44H24V46H23ZM28 44H30V46ZM237 44H235V45H237ZM11 45H13V44H11ZM33 45L36 48H38V50H41L43 48V50H42L43 52H46V50H50L49 46H51L52 49H55V50H53V52H51L52 49L50 51H47L46 52L47 53V56H46L45 53L43 54V52H42V54L45 55V57H43V55H41V51L39 52L34 47H33V50H31V51L33 52L36 49L37 50L36 52H39V53L35 54L36 52L35 53L33 52L34 53L33 54L30 51V49H32L31 46H33ZM44 45H47V47L49 49H47L46 46L44 47ZM246 45H249L250 47L247 48ZM259 45H257V47H259ZM78 46H83L85 48L86 51H85V53L83 55H80V54H77L76 53V48ZM138 46H140V44ZM196 46H198L200 49H198V47H196ZM237 46H238V48L240 47L239 44ZM0 47L3 48L2 45ZM242 47H240L239 49H242ZM255 47H256V45H255ZM5 48H7V47H5ZM239 49H237V50H239ZM8 50H9V48H8ZM8 50L5 49V50H3V52L7 51L9 53V51H10V53H11V50H9V51ZM17 50L20 51V48L19 49H16L15 51H17ZM202 50L203 51H206L205 49H202ZM19 51H17V52H19ZM28 51H30L32 53V56L29 55L30 52H28ZM250 51H252V52H250ZM48 52H51V53H48ZM27 53H28V55H27ZM251 53H252L253 56L251 55ZM38 54H40L43 59H40V55L38 56ZM238 54H239V56H237ZM3 55L6 56V54H4V53H3ZM18 55L16 57L15 56H13V57L19 59V56ZM242 55L245 58L247 57L248 63H250V62H252V63L249 65L245 61L242 62V60H243V59H241V56ZM29 56H31V57H29ZM13 57L10 58V55H9V57L6 56V58H8V59L10 58L8 60L10 62L12 61L11 59H13ZM20 57L22 58V56H20ZM37 57H39V58H37ZM261 57H263V58H260V57L259 58L261 60L263 59V61H264V55H262ZM6 58H2L1 59L2 60V63L1 64L5 68L7 66L8 68H10V70H11V68H12V70H14L15 66H12L11 64H10V66L6 65L7 63L8 64L10 63V62H7ZM259 58H258V60H259ZM3 59H4V61H3ZM17 59H16V61H17ZM248 59L250 60V62H249ZM1 60H0V62H1ZM29 60L27 61V59H25L24 61L29 62ZM87 60L88 61L90 60V62H87ZM234 60H236V62L237 61L240 62V60H241V62L243 63L242 66H241L242 71H244L243 70L244 68H246L248 71H244V72L239 71V72H237L236 70H234L233 67L236 66L234 64L235 63ZM24 61L21 62L22 63L21 66L22 65L23 66L20 67V68H25L26 65L30 64V63H28V64L26 63L24 65V63H25ZM263 61H262V63H263ZM4 62H6V63H4ZM175 64L178 67L177 66L175 67ZM2 65L0 66V68L2 67ZM52 65H54V66H52ZM43 66H45L46 68L43 67ZM99 66L103 68L102 71L100 69L101 73L100 72L97 73L98 71H97L96 67L99 68ZM249 66H250V68H249ZM3 67L1 69H3ZM50 67L51 68H53V67L55 68L54 69V72L56 71L55 74H57V75H55L53 71L52 72H53L54 75H51L50 74V73H52L51 71L47 72ZM179 67L181 69H184L186 71V73L184 72L185 74H182L181 75V72L182 71L181 72L179 71L180 70ZM238 67H240V66H238ZM251 67H252V70H251ZM260 67H262L261 64H260ZM8 68L6 70L3 69L5 71V75H6V73L7 74L9 73L8 75L10 76L11 73H13V74L15 73L14 72L15 70L14 71H12V70L10 71ZM51 68H50V70H51ZM175 68H179L178 69V72H180V73H178L177 72V69H175ZM32 69H34V70H32ZM35 70H37V71H35ZM254 70L258 74H256V73L254 74L253 73V72H255ZM259 71H260V73H259ZM0 74H4V72L2 73V71H1ZM42 74L40 76H42ZM49 74L51 76H49ZM30 75L28 73V76H30ZM46 76H44V77L46 78ZM86 78H87V75H86ZM92 78H90V79H92ZM189 78H191V79H189ZM42 79H44V78H42ZM170 81H172V80H170ZM40 84H42L44 86L41 87L42 85H40ZM57 86L58 85H56L54 87L56 88ZM47 88H49V90L47 89L49 91V93L52 92L51 85H50V87H47ZM222 88H225V89H222ZM5 90L7 91V93H6ZM227 90H228V92H227ZM16 92H17V94L19 93V96H18L19 98L16 97V95H17ZM234 93H235V95H232ZM50 94L51 95H54L52 93H50ZM236 94L237 95L239 94L240 97L243 96L244 99L242 100V98H241V100H240V98H239V100H238L237 99L238 97H237ZM179 95H181V96H179ZM183 95H185V96H183ZM13 96L16 97L17 99H19V101L21 99H23V96L26 99H29V96H30V100L28 101V100L24 99V100H21V102L18 104L19 101L16 98H14ZM20 96H21V98H20ZM55 96H56V94H55ZM256 96L257 97L258 96H261V97H259L260 99H258L257 101H254V99H255L254 97H256ZM7 97L10 98V99H14L16 102L18 101L16 103L13 100V103H16V104H14L15 107L14 106L13 107H10L11 105H13V103ZM75 97H76V99H75ZM182 97L185 98V99H183ZM261 98H263V99H261ZM6 100H7V104H4L3 102L6 103ZM9 101H11V102H9ZM26 101H28L30 104H28V102H26ZM226 101H224V102H226ZM250 101H251V103H249ZM253 101H254V103H253ZM9 103L11 105L10 106H7ZM16 105L18 107H16ZM6 106H7V108L8 107L9 108L7 109ZM4 108H5L6 112L3 114L2 112H3ZM10 108H11V111L12 112L10 111ZM30 108L31 107H29V109ZM12 109H16L17 112L15 110H12ZM243 109H245L246 111L245 110L243 111ZM51 110H52L53 114L55 112L56 113L54 115L51 114L52 113V112H50ZM9 111H10L11 114H9ZM101 111H100V108L99 107H96V110L89 114V116H88L89 119L91 118L92 120L93 119L95 120V118L97 117V115L101 114L100 113ZM241 111L245 115H243V113ZM239 112H240V114H239ZM12 113L14 115H16V116H13ZM46 113L47 114L49 113L48 116H50L51 119H49L50 117L46 116L47 115ZM263 113H264V111H263ZM2 114H3V116H2ZM58 114H56L58 116V118L56 116V118H57L56 120L59 121V115ZM255 114L257 116L259 115V117H257V118L254 117V118H256V120L253 121V119H254L253 118V115H255ZM60 115H62V113ZM65 115H63V116H65ZM8 116H7V121H6L5 117H4L3 120L9 123L8 120H10V117L8 118ZM208 117L205 116V118L203 119L204 122L205 121H210L209 120L210 118H211L212 121H217V120H213L212 119L213 117H210V118H208ZM227 117L224 116L225 119H227ZM22 118H23V120H22ZM224 118L219 119L218 124L220 123L222 125L224 123L222 121H225ZM60 119H62V120H60L59 122L61 123V125H63L62 124V123H64L63 118L61 117ZM18 122H20V123L18 124ZM27 122H28V124H27ZM39 122H40V124H38ZM228 122H230V121H228ZM66 123L67 122H65V124ZM72 123H74V122H72ZM0 124H3V123L0 122ZM35 124H36V126H35ZM46 124H48V123H46ZM67 124L68 125L66 127L63 125L61 127V130L59 131L61 133L62 130H66L64 128H69V130H70L69 132H68V130H67V132L66 131H62V134H64V135H65V133H67V136H65V137H67V139H64L63 140V142H66L67 141L66 144L65 143L63 144L62 141H60L61 143L59 142V139L61 140V138H60L61 136L56 141V144L59 142L60 144H63V146L66 145L65 147H63L62 151H64V149H66L65 151H68V152H72V150H76L77 151L78 148H81L80 145L83 144L84 141L87 140V138L89 140H91V138H92L93 142H92V140L90 142L88 140V143L94 145V147H95V144H96L95 149H93L92 151H93L94 156L97 157L99 155V153H98L99 146L104 145L106 142H110V140H111L110 138L107 139V138L104 137L105 134L102 133L104 131V129H103L104 127H102V126L99 127L101 131L97 130L99 132H97V131L94 132V133L97 134V137H98V134H99L98 140L96 141L95 139H97V137L96 138H93V137L96 136V134L93 135V137L89 138V137H87V133H86V137L87 138L84 140V138H85L84 137V133L85 132H83L82 125H81L82 128L81 127L79 128L78 125H76L77 127H75V126H73L71 124V121L70 120L68 121ZM19 125H20V127H19ZM29 125H30V129L28 127ZM32 125H33V127H32ZM37 125H39V126L37 127ZM2 126L3 125H0V127H2ZM215 126H216L215 128H217V124ZM237 128H238V126H237ZM96 129H97V126H96ZM211 129H212V127H211ZM43 130H45V131H43ZM216 131H217V129H216ZM59 132H57V134L60 135ZM217 132H219V130ZM10 133L8 135V138L11 137L10 140H12V139L14 140V137L10 136ZM214 133H212V135ZM47 134L48 133H45L44 136L46 137ZM108 135H110V134H108ZM207 135H209V134H207ZM212 135H210V136H212ZM44 136L42 135V139H45ZM203 137H204V135H203ZM205 137H206V135H205ZM223 137H225V136H223ZM223 137H221V138L223 139ZM62 138H63V136H62ZM201 138L202 137H200L198 139H201ZM119 140L121 141V145L118 146L117 150H121L122 158L118 162L117 161H114L113 159L110 158V155H112V153L115 150L116 146L114 144H112V142H111L109 144V146L106 147V152L109 155V157L107 158V161H109L110 166H112V167L114 166L115 167L116 165L123 166L125 164L126 165L129 164L127 166L133 167V164H136L137 166L138 165L140 166V168H138L139 170H141V167L143 166V168H142L143 170H141V171H144L146 173V174L144 173L145 174L144 175L145 178L143 176L144 179L142 177H140L139 180H134L136 178H132L133 181L131 180V182H128V184H130V183L133 182V184H132L133 186L130 184L131 187H136L139 184L145 183L146 181L148 183L150 180L149 179L146 180V179L147 178H150L149 173L151 174V172L154 171V169H155V171L156 170H160L163 173V175H167L168 173L170 174V172H171L170 170H173V167L176 165L175 163H179V161H181L182 159L195 158V156L198 157L201 153L204 155V152H201V151H198V150L197 151L196 150H191L187 146L186 147L183 146V148H182V146H180L182 149L180 147L179 148H176V147H174L172 145H165V146H161V147H154L149 142H147V141L145 142L144 140L138 138L132 132H127V134H124L123 133L122 135H120ZM120 141H118V142H120ZM203 141L205 142V140H203ZM45 144L46 143L43 144L44 147L41 149L42 152L40 150H38V152L40 151L39 153L42 156L43 155H46V157L44 156L46 159H49V158L52 159L51 161H49V160L47 161L48 166H50V167H47V168H49V170L52 168L53 171H54L53 172L52 170H50V173L53 172L51 174H53L54 176H57L58 175L57 178H59L60 176H62L61 174H63V176L65 174L66 177L68 176L69 177L68 179H70L72 181V182L71 181H67L68 179L67 180H64V181H66L65 184H67V185L68 184H73L74 183L73 181H75V178L73 180V177L76 176L77 173H76V175L75 174H72L74 172V170L76 169L75 167L74 168H72V167L76 164L77 160L79 162V159L81 158V157H79L80 154L78 156H76V154H74L75 156L72 157V158H74V160L76 162H74L73 159H72L73 160L72 161L71 158L70 159L69 158H65L66 160L68 159L67 160L68 162H67L64 158H62V152H60L59 150H54V152L55 151L56 152H60L61 153L60 154L61 156L58 155L59 157L57 156L56 158H54L55 155H57V153L55 155H53V152H52V154H49L50 156H48V153H50L51 150L53 149L52 148V143H51V146L49 145V147H47L48 145L46 146ZM67 146H68V149L66 148ZM151 147H153V148H151ZM50 148H51V150H50ZM69 148L70 149L72 148V150H69ZM45 150H46V152H45ZM79 150H78V152H80ZM225 150H227V149H225ZM147 153H150V154H147ZM40 154H39V157H40ZM149 155H151V157ZM51 156L52 157L54 156V157L52 158ZM94 156H92V159L91 158H88V161H89V159H91L90 162H88L89 163L88 164V167H85V168H88V171H86V172H88V174L86 173L87 174V178L86 179H85V176L82 179L83 180V182H81L82 184L79 183L80 185L73 186L77 181H75V183L72 186L71 185H68L67 186V185L64 184L66 186V187L64 186V189L67 192L69 190L68 194L65 193V197H66V195H68L66 198L68 200H70V199H72L71 197H74V195H75V197H74L75 200L74 201H76V200L79 201L80 200V203H81L82 206L77 201L75 202L76 205L72 201H71L72 203L68 201L67 204H66L67 206L65 204H62V202L64 200H59L58 199L59 198L58 197V194H56V193H59V194L60 193L61 194L63 193L62 194L63 197H61L59 195L63 199V198H65L64 197V192H66V191L63 189L64 192H61V191L58 192V190H57V192H54L53 191V193H52L51 192L52 191L51 190L52 187H49L50 188L49 189L48 188V186H49L48 184H47L48 186H46V187L50 190L48 193L51 192L50 193L51 195L49 194L50 196H48V194H46L47 191H48V189L45 190V189H42L41 188L39 190L44 191V192H42V191L41 192H42L43 195L45 193V196H42V194L40 195V194H38V192H36L38 195L35 194L34 197H38L39 195H40L39 199H41L42 197L43 198H46V197H49L50 198L51 197L52 199L51 198L50 199L55 201L56 196H57V199L56 200H59V201L58 202L55 201L57 205L54 203L56 205V208L59 205L66 206V207H64V206L62 207L61 206L59 209L57 208L56 210H58V212H61L62 211L61 209H63V208H67L68 207V204L70 203V205L74 204V206H75L74 208L75 209H78L79 208L82 211V212L81 211L80 212L83 215V209H82V207H83L84 208V213H85L84 214V218H83L82 215H79V216H82L81 217L82 219L80 218L82 221L81 220L80 221L82 223L84 222L82 225L79 223L80 222L79 219L74 217V219L76 221L78 220V222L76 223V221L71 216L72 214L70 215L71 217H68L67 219L69 220L70 218H72V220L75 221V222L72 221L75 224V228L77 227V229H78V227H79V229H80L82 227L81 232L84 235L83 236L81 235V236L82 237H85V242H88V243L91 242L92 243V245L94 246L96 252H99V253L101 252L100 253L101 255L104 252L105 260H104V257H103V260H104L103 261V264H113V263H115V264H131V263H129V261H128V259H127V257L125 255H124V257H126V260L128 262L125 261V258L122 259V257H123L122 256L123 255L122 254V251L125 250V244L123 243L124 240L126 241L127 238H129L128 236H130L132 233L127 235L128 232L126 233V232H122V230L121 231L120 230H112V229L107 228L108 226L107 227L105 226L106 223H107V221H110L111 222V220H115L116 217H117V214H118V219H116V220H119V218L121 216L120 214L125 209L123 210L122 208L121 209L119 208L120 210H123L121 212L118 209L121 213H118L116 211L117 214H115V212H114V216H115L114 219H113V216H112L113 214L111 215L110 213H106L104 211L103 212H97V214H91V213H89V210L88 209H89V207H91L90 205H91L92 200H93L92 197L95 194V190H97L96 188H98L97 185H96L97 182H98L97 179H96V174H97V171L99 169V164L100 163L98 162V160ZM59 158H61V160ZM110 159L114 162V164L111 163L112 161ZM60 161H62V163ZM64 161H66L67 163L66 162L64 163ZM49 162H51L50 163L51 165L49 164ZM57 162H58V164H56ZM116 162H117V164L115 165ZM80 163H81V161H80ZM11 164H12V166H14L15 171H17L16 166L17 167L19 166L20 168H23V166L21 165V162L20 163L18 162L19 165L17 163H15L16 166L13 165L12 162H11ZM63 164L66 165L67 167L65 166V168H63L64 167ZM0 165H1L0 166V264H33V263H35V264H66L69 259L73 258L72 256L74 254H75L74 255L75 257L77 255V257H76L77 258V261L80 262V260H82V258L80 259L78 257V255H80V254L76 250L80 251V253L81 252H84L83 254H85V251L86 250H82L81 248L77 249L78 247L75 249V247L72 245V243H73L72 242V236H71V235H73L72 231L74 232L75 230H77V229L70 230L73 227V226H71L72 225V222L70 223V226H68V225L66 226V228H69L70 227L69 228L70 231L67 229L69 231V235L67 234V240H66L67 241V244H68L67 246L69 248L64 243H58V246H57V243L55 245L53 243V245H52L53 248L52 247H51V249L49 248L50 250L46 251V249H45L43 252L42 251L41 252H38V249L36 250V249L32 248V246H31L32 245L31 244L32 242L30 243L31 245H29V244H27V242H25L26 239L28 238L27 235L24 234L26 232V228H25V231H21V230L24 229V227H27V225L25 226L23 224V222L25 224H27L26 222H30V221H26V220L30 219V216H29L30 213H28V215H27V214H23L22 212H24V213L31 212L30 215H33L34 216V213L36 214V212L38 211V208H36V205L37 204H34L35 206L33 204H31L32 198H29L28 196L31 197L32 194L31 193L28 194V191H27V193H25V190L23 188H21V187L19 188L18 185L21 186L20 185V182L17 183L18 184L17 186H15L16 184L13 181L14 183L13 182L12 183L14 184L15 187L12 184H11L12 186H10V183H8L7 177H5V175L1 174V173H3L1 170H2V168L3 169L5 168L6 175L7 176L10 175V179L12 178V175L11 174H13L14 172L11 173L10 171L9 172L6 171V170L9 169V167L8 168L5 167L2 163H0ZM76 165L78 166V164H76ZM68 166L70 167V170L69 171H68V169H69ZM237 166L245 167V169H246V171H245L246 173H244V177H242L243 179L240 178L241 181L240 182L237 181V185L238 186L236 185V181L233 180L234 181L233 182L231 180H228L229 178H227L226 175H225L226 178L224 177V174H226L227 171H229L230 169H233L234 167H237ZM56 167H59V168L56 169ZM14 168H13V170H14ZM20 168H19V173H23V172H20V170H21ZM37 168L39 170V167H37ZM61 168L64 169V170H61ZM71 168H72V170L74 169L72 173H71ZM9 170H12V169H9ZM49 170L48 169H45L44 171L48 172ZM65 170H67V171L66 172H62V171H65ZM85 170H87V169H85ZM7 172H8V174L9 173H11V174L8 175ZM46 172H45V175H46ZM57 172L58 173L60 172L61 174H58ZM55 173H57V175H55ZM49 174H48L47 177H49ZM261 174H262V176H261ZM14 175H16V178H19L18 177L19 176L18 175V172H16V174H14ZM40 175H42L41 174V171H40ZM250 175H252V176H250ZM43 176L44 175H42L40 177H43ZM184 178H187V176L184 177ZM189 178L186 179V181H188L189 183L186 182V181L185 182H181V180H184V179L179 180L180 182H179L178 186L179 187L183 186L182 188H185L186 189V191L184 193V195H186V196L183 199H181V200H177L176 197L172 196V194H170L168 197H165V198H162V199H160V198L157 199V197H159V196H155L156 199L151 196L153 199L150 198V202H153V203H155V204L158 205V211L156 210L155 213H161L162 214L165 211L168 212L167 210H170L171 207H173V205L175 203H178V202L181 203L184 207H187V209H190L191 208L190 210H193V208L194 209L197 208L196 206H198V204H197L198 201L195 200V199L197 198V195L198 194L199 195L201 194V196H202L203 194L205 195L207 193V191L209 190V183L210 182L202 181L200 183H197V181L196 182L193 181V183H192V182L189 181L190 180ZM12 179H14V178H12ZM47 179H50L51 180V178H46L44 181L46 182ZM61 179H59V180L61 181ZM55 180H56V177H55ZM76 180H79V179L77 178ZM261 180H263V179H261ZM2 181H4V184H5V182L7 183L6 184V187L9 186L8 189H6V187H5L6 190L4 189V186L5 185L3 184ZM47 181H49V180H47ZM135 181H138L137 183H139V184H137V183L134 184ZM78 182H77V184H78ZM238 182H239V184H238ZM41 183H42L41 184V186H42L43 185V182H41ZM60 183H62V182H59L57 187H59V184ZM171 183L172 182H169L168 185H170ZM1 184L4 185L3 186V189L5 190L4 192H7V194L3 192L2 188H1L2 187ZM21 184H23V183H21ZM25 184L23 185V187H25ZM45 185H46V183H44V185H43L44 188H46ZM175 185H176V183H175ZM28 186H29V184H28ZM69 186H70V188H69ZM95 186H96V188H95ZM121 186H120V188H121ZM33 187L34 186H32L31 188H33ZM60 187L63 188V183H62V186H60ZM71 187H73V188H71ZM16 188L17 189L19 188V190H18L19 192L17 191ZM26 188L29 189L30 187H25V189ZM123 188H124V185H123ZM171 188H172V186H171ZM23 190H24V192H22ZM124 191L128 193L129 192V189L127 190V187H125V190ZM143 191L141 190L140 194H142ZM70 192L72 193V195L71 194L69 195ZM8 193H10V194H8ZM4 194H6V196H4ZM52 194H53V196H52ZM140 194H138V195H140ZM167 194H169V193H167ZM132 195L134 196L135 195V192ZM193 195L194 196L196 195L195 198H193L194 197ZM211 196H210V198H211ZM252 196H257V197H255V199H254V197H252ZM135 197L134 198L132 197V198L135 199ZM250 197H252L254 200L258 199L257 202H260V204L255 201L258 205H256L255 207H253V205L250 204L252 202L249 201V200H253V199H249ZM27 198H29V201L27 200ZM49 198H47L48 201H50ZM53 198H55V199H53ZM66 198H65V201H67ZM197 199H199V198H197ZM34 201H35V199H34ZM34 201H33V203H34ZM43 201L46 202L47 200L43 199ZM134 201H136V200H134ZM139 201L141 202V204L144 202V201L142 202L140 199H139ZM139 201H136V202H138V204H136V202H135L136 207H138L139 205H141L139 203ZM53 202H50V205ZM59 202H61V204ZM255 202H253V203H255ZM58 203H59V205H58ZM11 205L14 206V207L16 205V207H18V208L15 207L16 209L14 211V209H12L13 207ZM55 205H54V207H55ZM208 205H210V204H208ZM153 206H155V205H153ZM183 206H181V207H183ZM34 207H35V209H34ZM46 207H48L47 204H46ZM130 207H131V205H130ZM130 207H128V208H130ZM72 208H73V206H72ZM139 208H140V206L138 207V210H139ZM154 208H157V207L155 206ZM32 209L34 211H32ZM86 209L88 210V213H86L87 212ZM140 209H143V208L141 207ZM5 210H7L6 211L7 213L4 212ZM63 210H65V209H63ZM130 210H133L132 207L127 210V212H128V218H130V219H127V220L130 221L132 219V221H135V222H133L134 224L131 221L129 223H131L134 227H137V226H135V224L136 225H139L140 224V219L141 220H144V218H141V217H143V216L146 217L147 216V214H146L147 212L146 211L144 212L146 214V216L145 215L142 216L141 214H139L141 216L140 217V216H138V214H136V212L134 214L129 213ZM197 211H198V208H197ZM8 212H9V214L10 213H12V214H14V213L15 214L16 213L18 214L19 213L18 216L16 215L17 217H19V215L22 216V221H21V219H19L18 221H21L22 225H24L23 228L21 226H19L21 229H19V227H17L15 229L13 227L11 229L12 230H15V232L14 231H11L9 224H7V222L5 221L6 220L5 218H7ZM53 212H54V210L51 213H53ZM185 212H186V210H185ZM56 213H55V215L52 214L53 217H51V218H52V220H55L57 222L59 220V216H57V215L58 214L61 215L64 212L63 213L62 212L61 213H57V215H56ZM241 213H243L242 216L244 214L245 215H248L249 214V216H245L247 218H244V220L246 219V223H247L246 226L249 229V232L248 233H247V230H245L243 227L242 228L241 227L237 228L238 227V224H236V223H238V222L234 223L236 217L239 218L238 216ZM66 214H64V215L66 216ZM129 214H131V216H129ZM5 215H6V217L4 218ZM67 215H69V214H67ZM74 215L77 216L76 214H74ZM124 215H127V214H125V211L123 213V216ZM149 215L151 216L152 214H149ZM153 215H154V213H153ZM153 215H152V217H153ZM232 215L233 214L230 213V216H232ZM21 216L19 218H21ZM61 216H60V219H61ZM123 216H121V218ZM25 217H28V218L25 219ZM83 219H84V221H83ZM231 219H234V220L231 221ZM49 220H51V219H49ZM146 220L147 219H145V222H146ZM136 221H138V222H136ZM69 222H70V220H69ZM145 222L142 221V224L145 223ZM137 223H139V224H137ZM79 224H80V226H79ZM28 225H30V224H28ZM30 228L33 229L34 228L33 225H31ZM30 228H29V230H30ZM79 229H78V231H80ZM129 229L130 228H128V230ZM139 229L142 230V227H140ZM17 230L18 231L20 230L19 235H18V233H16V232H18ZM27 230H28V228H27ZM70 232H71V234H70ZM134 232H136V228H135ZM13 234L14 235L17 234L16 235L17 237H13L14 236ZM27 234H29V233L27 232ZM31 234L29 236H32ZM135 234L136 233H134V235ZM22 235H24V236H22ZM68 236H69V241H68ZM131 236H133V235H131ZM18 237H21V241H22V239L25 240L24 242L22 241L23 244L21 243L20 238L17 239ZM22 237H25V238H22ZM227 237H226V239L229 240ZM131 238H133V237H131ZM122 239H124V240H122ZM76 240L77 239H75V241ZM15 241L17 242L16 244H15ZM70 242H72V243H70ZM127 243H129V242H127ZM34 244L36 245V242ZM59 244H62L61 247H60ZM18 245L19 246H22V247H18ZM71 245L74 248V249H72V254H73V251H74V254L73 255L70 254L71 255V257H70V255H69L68 252L72 248ZM129 245H130V243H129ZM26 246H27V248H23V247H26ZM28 246L31 247L33 250H31V248H29ZM54 246H56V247H54ZM126 246H128V245H126ZM133 246L136 247L137 245L136 246L135 245H132V247ZM65 247H66V249H70V250H65L64 249ZM134 247H133V250H128V253H126V254L129 255V251H130V255H131V252L134 254ZM161 247H162V250L164 249V252L166 251V249L167 250L169 249V247H167L166 244L164 246H160V248ZM21 248L22 249H27L26 251H28V249H29V251L27 252L28 254H24L25 256L28 255V257L27 256L24 257L23 254H19V255H22L24 258L22 256H18L19 250L22 251ZM126 249H129V248H126ZM35 250H36V252H34ZM23 251L25 252V250H23ZM58 251L59 252L61 251V252L59 253ZM168 251H170V249ZM37 253H38V255H41V256H37ZM89 253L90 252H88L87 254L90 256L91 253L90 254ZM140 253H141V255L143 254L141 251L138 254H140ZM259 253H262V254L259 255ZM59 254H61L62 257H59L60 256ZM83 254H81V255H83ZM135 254H137V252ZM148 254H149V251H148ZM169 254H170V252H169ZM81 255H80V257H81ZM152 255L155 256L156 254L154 255V252H153ZM204 255L201 256V257L198 256L197 258H196V256H195V258L194 257L193 258H190V259H192V261H190V262L188 261V264H198V261L199 260L201 261V259L203 260L206 256H208V254H206V256H204ZM83 256H86V255H83ZM145 256H147V255H145ZM153 256H151V257H153ZM130 257H133V256H130ZM151 257H150V259H151ZM59 258H61L63 260V262H60L62 260H58ZM84 258L85 257H83V259ZM90 258L87 257L86 258V262L84 264L87 263L88 259H89V261H88V264H89V262L91 261ZM23 259H24V261H23ZM131 259L132 258H130L129 260H131ZM73 260H74V258H73ZM73 260L71 259V261H73ZM132 260H131V262H132ZM65 261H66V263H65ZM75 261H76V259H75ZM158 261L156 260V262H153V263L154 264L159 263ZM163 261H165V260H163ZM200 261H199V263H200ZM83 262L84 261H82L80 263H83ZM74 263L75 262L73 261L72 264H74ZM161 264H163V262H161ZM165 264H166V262H165Z\"/></svg>",
    "mask_w": 264,
    "mask_h": 264
}]
</instances>
